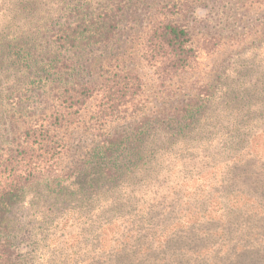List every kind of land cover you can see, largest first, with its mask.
I'll return each mask as SVG.
<instances>
[{
	"label": "trees",
	"instance_id": "trees-1",
	"mask_svg": "<svg viewBox=\"0 0 264 264\" xmlns=\"http://www.w3.org/2000/svg\"><path fill=\"white\" fill-rule=\"evenodd\" d=\"M129 1L0 0V44L43 42L52 52L44 100L14 115L0 147V264H264V126L239 127L228 101L220 100L230 93L219 96L210 85L170 112L171 127L149 132L144 148L152 157L141 165L124 155L122 135L98 133L94 162L83 173L95 177L86 183L97 202L96 248L106 249L93 263L72 250L65 255L64 247L55 255L39 241L31 252L20 251L8 221L14 207L34 187L56 190L76 178L59 165L66 130L88 110L93 129H102L141 91L133 68L105 59L84 79L74 58L115 41ZM205 2H157L142 58L162 81L191 74L199 56L220 47L217 37L197 36L187 24ZM21 97L8 100L21 106ZM149 124L145 117L140 125L148 131ZM137 171L144 178L134 187L129 180Z\"/></svg>",
	"mask_w": 264,
	"mask_h": 264
},
{
	"label": "rangeland",
	"instance_id": "rangeland-1",
	"mask_svg": "<svg viewBox=\"0 0 264 264\" xmlns=\"http://www.w3.org/2000/svg\"><path fill=\"white\" fill-rule=\"evenodd\" d=\"M157 2L161 0H130L115 41L74 56L81 78H92L101 61L112 59L116 64L136 70L142 88L122 117L112 119L102 129H93L88 110L77 125L66 130V147L59 165L66 171L75 170L76 178L56 190L34 187L14 207L8 221L21 252H31L39 241L41 245L47 243L46 249H53L55 255L64 247L65 255L72 250L79 254V260L86 258L93 263L100 252L106 250H97V225L92 221L97 202L90 194L91 181L90 184L86 181L94 174L83 177V173H87L86 164L94 162L99 132L122 135L124 155L129 152L131 159L141 165L152 157L144 148L150 133L165 125L171 127L170 112L182 105L192 90L205 85L212 86V92L219 96L230 93L229 99L220 100L228 101L225 108L233 110L239 127L250 121L255 122L254 126H264V0H206L195 7L187 24L197 36L217 37L221 45L199 56L191 74L163 81L142 58L144 33ZM3 41L0 44V147L10 133L8 128L14 115L30 110L29 103L35 106L44 100L50 84L45 79L47 57L52 56L43 42L23 43L22 39L9 38ZM11 95L16 98L22 95L21 106L8 100ZM211 108L220 109V106L212 105ZM145 117L150 120L148 131L140 125ZM137 174L129 180L134 187H139L144 178L141 171ZM63 205L66 209L61 207ZM47 235L51 238L48 242ZM102 235L108 237L105 232Z\"/></svg>",
	"mask_w": 264,
	"mask_h": 264
}]
</instances>
